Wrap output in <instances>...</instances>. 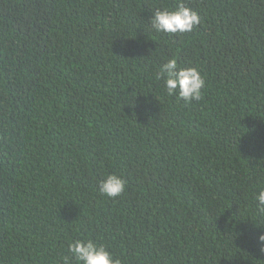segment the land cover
I'll use <instances>...</instances> for the list:
<instances>
[{"label":"trees","instance_id":"trees-1","mask_svg":"<svg viewBox=\"0 0 264 264\" xmlns=\"http://www.w3.org/2000/svg\"><path fill=\"white\" fill-rule=\"evenodd\" d=\"M183 2L201 23L156 33ZM175 58L202 99L168 96ZM117 174L121 196L99 193ZM264 0H0V264H264Z\"/></svg>","mask_w":264,"mask_h":264},{"label":"clouds","instance_id":"clouds-1","mask_svg":"<svg viewBox=\"0 0 264 264\" xmlns=\"http://www.w3.org/2000/svg\"><path fill=\"white\" fill-rule=\"evenodd\" d=\"M149 23L156 33L183 34L192 32L201 20L196 11L181 2L174 10H155ZM157 78H163L168 96H176L185 103L202 99L205 80L197 68L180 67L177 59L172 58L160 66ZM125 187V179L117 174L107 175L99 181V193L108 198L121 196ZM254 200L257 212L264 215V188L259 190ZM260 241L264 243V236L260 237ZM68 250L78 264H121L104 245H98L90 239L69 242ZM64 264H69L68 257H64Z\"/></svg>","mask_w":264,"mask_h":264}]
</instances>
